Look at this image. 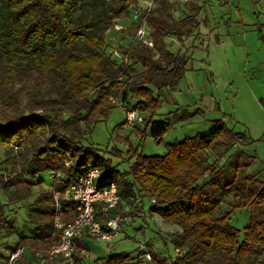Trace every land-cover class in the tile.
<instances>
[{"label": "trees", "instance_id": "trees-1", "mask_svg": "<svg viewBox=\"0 0 264 264\" xmlns=\"http://www.w3.org/2000/svg\"><path fill=\"white\" fill-rule=\"evenodd\" d=\"M138 1L0 0V59L5 56L0 145L25 148L18 155L8 151L5 161L13 167L21 157V172L9 179L0 172V192L9 190L11 201H24L34 186L38 191L32 202L33 234L12 250L28 241L45 249L55 245L61 230L53 226L52 191L63 193L87 168H97L100 187L114 183L119 201L106 215L101 203L96 204L95 218L106 220L123 210L133 215L138 212L132 211L135 200L149 198L150 210L180 229L168 236L178 249L173 264H264V179L248 172L255 157L244 150L234 152L242 160L236 165L241 174L227 177L218 168L217 161L240 138L223 121L216 120L206 134L167 143L163 154L133 152V161L123 171L99 148L82 143L94 124L108 117L114 107L111 97L151 115L161 101L153 88H175L186 71V54L172 51L166 39L182 41L192 33L202 10L193 0L179 3L185 9L181 18L173 16L169 0H154L156 7L128 29L133 43L122 46L120 54L128 61L107 54L106 32L117 19L129 16ZM143 24L149 27L146 39L134 40ZM260 38L264 43V34ZM150 115L145 116L144 131L160 142L168 123L153 121ZM52 172L60 174L59 183L50 179L44 188L42 174ZM60 205L64 221L76 216L73 203L61 198ZM241 209L249 217L242 232L231 224ZM3 232L13 234L15 228L0 201V237ZM87 238L74 237L73 264H136L134 255L123 252L89 261ZM166 259L152 252V264H166ZM47 261L28 248L16 264Z\"/></svg>", "mask_w": 264, "mask_h": 264}, {"label": "rangeland", "instance_id": "rangeland-1", "mask_svg": "<svg viewBox=\"0 0 264 264\" xmlns=\"http://www.w3.org/2000/svg\"><path fill=\"white\" fill-rule=\"evenodd\" d=\"M169 1L173 5V16L181 18L185 9L181 10L178 5L184 0ZM193 1L200 3L202 10L197 15L198 23L192 33L182 41L173 37L166 39L172 51L185 53L188 58L186 71L178 85L173 89L153 88L154 94L160 95L159 106L151 115L150 112L142 114L134 109L140 114L141 121L133 124L126 122V113L133 110L122 104L119 97H111L114 107L108 117L94 124L82 143L99 148L100 152L112 160L114 166L123 171L133 161V152L145 155L163 154L167 143L206 134L216 120H221L240 138L217 161L218 168L227 177L241 174L236 171V165L242 160L234 152L244 150L255 157L248 172L264 179V43L260 38V34H264V0ZM156 5L154 0H140L129 16L117 19L105 34L107 54L112 58H121L123 47L129 46L131 41L133 43V37L127 32L136 21L134 12L141 13L145 8H154ZM148 29L145 24L141 27L145 39ZM4 58L0 59V76ZM25 102L22 98L23 105ZM147 115L153 121L168 123L160 142H156L148 130L144 131L143 122ZM11 145L13 144L9 148L0 145V172L7 179L21 172V157L17 156L18 163L13 167L5 161L8 151L15 155L25 151L24 146L13 148ZM42 178L43 187H49L50 179L54 181L53 172L43 173ZM30 192L32 196L24 201H11L9 190L0 192V201L5 204L7 219L15 228V233L3 232L0 237V264H16L23 253H18L13 262L11 257L21 246L30 248L38 258L47 257L46 264H58L63 259L61 255L49 257L39 253L45 248L38 244L32 246L29 241L12 250L19 240L33 234L36 214L32 202L37 196V187L34 186ZM135 205L131 206L132 211L138 208L135 214L131 215V211L127 213L123 210L111 217L122 218L121 232L113 239H86L89 248V251H85L86 259L91 261L111 252L130 253L135 256L140 244H149L153 252L167 258L166 264H173L177 250L168 236L179 231V227L163 221L157 212L151 211L149 198H143L141 202L136 199ZM100 210L106 215L102 205ZM108 219L96 220L105 226ZM248 219L245 209L236 210L231 224L242 232Z\"/></svg>", "mask_w": 264, "mask_h": 264}, {"label": "built area", "instance_id": "built-area-1", "mask_svg": "<svg viewBox=\"0 0 264 264\" xmlns=\"http://www.w3.org/2000/svg\"><path fill=\"white\" fill-rule=\"evenodd\" d=\"M110 2L112 0H106ZM186 1V0H184ZM151 8H145L143 12L135 11L134 18L138 20L141 15L147 13ZM142 27V26H141ZM141 27L136 31L135 40H145L144 32ZM121 59L127 61V56L122 55ZM141 121L140 114L137 111H128L126 113V122L133 124V122ZM13 148H17L11 145ZM68 165V162H65ZM54 181L59 183L60 174L53 172ZM101 173L97 168H87L83 174H81L76 181L71 183L63 193L54 189L52 192V198L55 205V215L53 220V226L56 231L61 230L60 235L56 240V244L50 248L41 249L39 253L48 255L49 257L57 254H61L65 263H74V252L76 246L74 244V237L78 235H86V237L95 238L100 241H108L113 239L119 234L122 228L120 222L122 218L116 216L109 218L105 223V227H102L100 222L95 218V205L101 203L102 210L107 211L113 208L119 201L117 194V188L114 183L106 187H100L99 179ZM73 203L76 206L77 214L70 221H64L62 219V210L60 205V199ZM127 218L126 221L127 222ZM26 247L21 246L17 248L16 254H12V262L18 256V253H23ZM178 252V249H176ZM152 248L149 244H140L135 254L136 264H148L152 259ZM20 255V254H19ZM173 259L172 261H174Z\"/></svg>", "mask_w": 264, "mask_h": 264}, {"label": "crops", "instance_id": "crops-1", "mask_svg": "<svg viewBox=\"0 0 264 264\" xmlns=\"http://www.w3.org/2000/svg\"><path fill=\"white\" fill-rule=\"evenodd\" d=\"M145 26H146V25H145ZM146 27H147V26H146ZM102 253H103V251H102ZM102 256H105V255H102ZM100 257H101V256H100ZM96 258H98V257H96ZM96 258H94V259H96ZM94 259H92V260H94ZM92 260H91V261H92Z\"/></svg>", "mask_w": 264, "mask_h": 264}]
</instances>
